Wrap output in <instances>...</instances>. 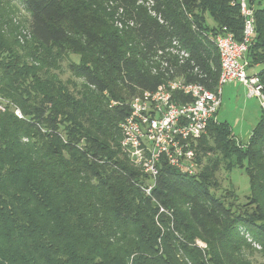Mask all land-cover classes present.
I'll return each mask as SVG.
<instances>
[{
    "label": "trees",
    "instance_id": "16d2710c",
    "mask_svg": "<svg viewBox=\"0 0 264 264\" xmlns=\"http://www.w3.org/2000/svg\"><path fill=\"white\" fill-rule=\"evenodd\" d=\"M18 1L36 44L0 41V52L10 53L0 61L7 102L0 110V264H253L241 254L254 244L264 256V114L245 145L227 122H211L197 148L199 156L218 151L231 159L230 171L247 160L252 192L244 213L217 193L219 156L196 176L163 162L150 197L140 187L146 176L121 146L120 123L140 91L177 76L215 89L213 35L227 27L242 38L238 0H111L132 21L125 30L108 22L103 0ZM255 5L247 59L264 85V0ZM175 39L189 57L165 52L163 70L157 52ZM70 53L80 60L68 70L87 83L75 90L79 100L70 81L52 72ZM160 205L173 215L159 214Z\"/></svg>",
    "mask_w": 264,
    "mask_h": 264
},
{
    "label": "built area",
    "instance_id": "2783aa9c",
    "mask_svg": "<svg viewBox=\"0 0 264 264\" xmlns=\"http://www.w3.org/2000/svg\"><path fill=\"white\" fill-rule=\"evenodd\" d=\"M255 1H237L243 19L240 40L227 27L213 35L220 55V76L214 90L201 82H188L184 76L167 77L154 91L142 90L129 102L130 114L120 123L121 146L124 154L140 164L148 176L147 184L140 183L146 196L153 197L163 162L189 176L200 172L198 144L207 134L209 124L219 122L225 84L238 82L244 85L248 96L257 98L264 112V85L258 72L249 71L247 59L257 32ZM173 44L174 47L165 50L160 48L156 59L161 61L165 52L177 53L182 59L189 57V51L181 49L179 40L175 39ZM161 63L165 70L167 62L162 60ZM153 72L156 74L157 70ZM171 72L174 70L171 69ZM179 94L190 97L189 101H180L177 98ZM6 105L0 95V110L5 111ZM15 113L23 117L20 110L16 109ZM160 213L173 215L162 205ZM197 243L205 245L201 240Z\"/></svg>",
    "mask_w": 264,
    "mask_h": 264
},
{
    "label": "rangeland",
    "instance_id": "374dc122",
    "mask_svg": "<svg viewBox=\"0 0 264 264\" xmlns=\"http://www.w3.org/2000/svg\"><path fill=\"white\" fill-rule=\"evenodd\" d=\"M100 7L106 12L108 22L119 30H125L128 26L133 25L132 21L127 17L126 11L116 2L103 0ZM29 21L30 14L20 1L0 0V41L3 40L4 42H8L7 45L10 47L15 43H17L18 46L36 44L30 33ZM206 21L210 28L215 24L209 14H206ZM172 54L177 55V53ZM8 55H10V53L4 55L0 52V61L3 60L7 62ZM79 60L80 56L78 54L70 53L64 57L60 64V69H52V72L58 74L62 81H70L73 98L76 100H79L80 95H78L77 92L75 93V90H81L87 83L83 78L77 77L68 70V62H79ZM240 93L237 97L231 98V100L225 98L224 105L218 113V119L220 122H227L233 134L236 136L237 142H239L240 145H245L264 112L257 98H248L247 93H244L243 90H241ZM124 96L128 97L126 93H124ZM16 109L20 110L21 114L24 116L21 109ZM64 132H66V130H64ZM217 156H219L220 160L219 169L216 174L220 184L217 193L226 196V201L233 211L244 213V204L248 201L252 192L250 179L246 172L248 162L247 160H243V166L238 164L230 171L232 167L231 159H226L223 155H220L218 151L208 152L205 156H202V154L199 156L202 162L199 168L200 172L205 169L208 160L213 158L216 160ZM130 162L134 168L138 169L146 176L147 179L144 182L148 183L149 178L143 171L141 165L132 160H130ZM253 248L255 251L252 253L251 251H243L241 257L249 260L253 264H264V256L259 253L262 247H258L254 244Z\"/></svg>",
    "mask_w": 264,
    "mask_h": 264
},
{
    "label": "crops",
    "instance_id": "0c3cea01",
    "mask_svg": "<svg viewBox=\"0 0 264 264\" xmlns=\"http://www.w3.org/2000/svg\"><path fill=\"white\" fill-rule=\"evenodd\" d=\"M206 14H209L211 16V18L214 20L212 14L210 12H207ZM214 23H215V20H214ZM249 71L250 72H257V68L252 67L249 69ZM241 90H243L244 93H247L246 87L244 85L238 83V82H231V83L225 84L222 88V95H221L222 105H221L220 109L224 105L225 98L228 100H231V98L237 97ZM240 95H241V93H240ZM247 97L249 98V96H247ZM250 98H254V97H250ZM219 112H220V110H219ZM235 138H236V136H235Z\"/></svg>",
    "mask_w": 264,
    "mask_h": 264
}]
</instances>
